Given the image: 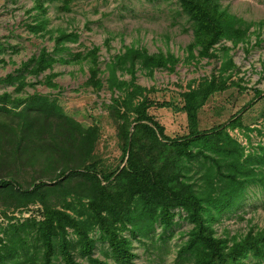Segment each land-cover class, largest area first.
Returning <instances> with one entry per match:
<instances>
[{
	"label": "trees",
	"instance_id": "1",
	"mask_svg": "<svg viewBox=\"0 0 264 264\" xmlns=\"http://www.w3.org/2000/svg\"><path fill=\"white\" fill-rule=\"evenodd\" d=\"M70 1L63 0L64 11ZM176 1L191 23L193 43L188 49L198 47L199 57H210L217 44L227 51V42L231 47L246 42L250 23L220 8L217 0ZM36 9L44 13L40 4ZM46 25L43 15L27 28L51 34L55 51L77 40L75 33L56 30L54 34ZM95 54L93 48L82 57L90 64L85 86L110 94L106 110L116 127L120 152V162L113 168L104 169L93 158L99 140L97 125L81 127L46 96L20 95L27 85L20 68L37 77L64 63L62 58L42 47L20 64L17 75L7 74L2 80L15 84L12 92L18 94L0 93L2 214L7 218L6 211L29 205H38L39 213L22 222L9 217L5 227L0 225V264H84L80 259L109 264L92 258L97 241L105 243L107 256L129 264L135 257L131 241L147 237L155 225L162 232L169 230L173 210L179 208L191 228L177 248L178 258L190 264H264V227L232 237L215 230L221 217L241 207L252 186L264 189V146L258 144L254 155L245 153L223 124L208 130L197 126L198 111L209 97L233 85L222 78L233 61H223L218 77L202 78L193 88L188 84L180 94L187 133L168 138L148 114L149 91L116 72L132 74L136 66L153 71L173 66L174 60L126 48L106 64L103 81L104 71L98 69ZM56 75L45 74L44 84L55 87ZM227 127L243 126L238 118ZM25 166L38 167L39 174L26 186L20 182Z\"/></svg>",
	"mask_w": 264,
	"mask_h": 264
},
{
	"label": "rangeland",
	"instance_id": "2",
	"mask_svg": "<svg viewBox=\"0 0 264 264\" xmlns=\"http://www.w3.org/2000/svg\"><path fill=\"white\" fill-rule=\"evenodd\" d=\"M217 2L220 8L250 23L248 37L245 43L236 47L225 43L227 51L217 44L210 57H199L198 47L188 49L193 43L191 23L176 0H71L68 11L62 8L63 0H0V93L13 91L15 84L9 85L2 80L7 74L17 75L16 69L20 64L36 56L40 48L45 47L51 55L62 58L64 63L54 64L52 70L37 77L20 68L27 83L20 95L46 96L81 127L97 125L99 140L93 158L104 169H109L120 162L116 127L106 110L110 94L106 89L94 91L92 87L85 86L90 64L82 57L88 51L96 49L97 67L104 71L103 81L107 76L106 64L126 48L142 49L148 54L174 60L173 66L167 64L153 71L136 66L132 74L116 72L121 79H133L134 84L149 91L146 94L150 103L148 114L162 126L168 138H178L187 133L180 94L187 90L190 82L193 88L202 78L218 77L221 64L230 58L234 66L223 73L222 78H228L226 82H233V85L209 97L198 111L197 126L198 130H208L223 124L228 134L244 146L245 153L254 155L258 144L264 146V0ZM38 4L44 13L36 9ZM43 15L47 18V30L54 34L56 30L75 33L77 40L67 42L63 50L55 51L51 34L43 31L33 33L27 28ZM76 58L81 61H76ZM51 72L57 74L52 79L55 87L43 82L44 75ZM256 91L261 94L256 95ZM15 95L18 94L13 93ZM238 118L242 128L227 127L230 120ZM245 127L250 130L246 131ZM23 168L20 182L24 186L32 177H39L38 167ZM38 209V205H29L19 210H8L6 217L13 218L12 222H22L33 216L37 218ZM3 211L0 206L1 228L9 221L3 216ZM173 212V224L169 230L162 232L155 225L147 237L131 241L135 257L129 264H190L187 259L178 258L176 251L186 240L191 224L180 208ZM261 227H264V189L252 186L241 207L221 217L215 230L218 234L232 237ZM91 235L96 237L97 233ZM107 251L105 243L97 241L92 258L119 264L106 255ZM80 260L84 264H92L86 259Z\"/></svg>",
	"mask_w": 264,
	"mask_h": 264
}]
</instances>
